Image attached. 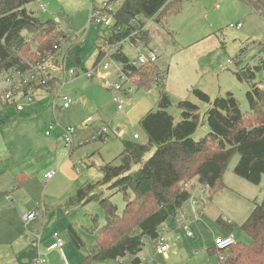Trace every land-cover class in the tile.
Returning <instances> with one entry per match:
<instances>
[{
  "label": "rangeland",
  "instance_id": "obj_1",
  "mask_svg": "<svg viewBox=\"0 0 264 264\" xmlns=\"http://www.w3.org/2000/svg\"><path fill=\"white\" fill-rule=\"evenodd\" d=\"M107 1L35 0L27 5L40 19L58 21L70 38L63 40L56 55L59 64L54 63L56 69L52 70L57 78V86L53 90L35 89L33 100L16 95L7 107L5 103H0V146L6 152L7 148L16 152L17 156L9 159L11 162H22L28 155L33 166L40 167L39 173L29 174L27 181L17 189L21 192L19 197L15 196V204L8 208V214L0 217V264H29L37 255L38 248L42 254L48 255L47 264H66L58 250L49 249L55 231L63 236L68 264L81 261L96 243L94 231L106 223L105 207L98 200L75 205L67 203L69 178L73 176L69 167L76 175H82V183H95L103 177L101 166L123 151L124 140H135L134 134L140 135L137 141L147 139L140 120L148 111L158 109L161 87L153 83L150 89L137 88L133 83L135 89L125 96L126 105L118 111L114 96L120 93L105 87L104 82L123 83L117 70L121 64L103 57L100 62L110 64L106 71L109 72L107 79L97 75L90 78L84 74L98 67V46L109 37L112 29V25L91 20L93 7H103ZM122 1L114 3L113 9H117ZM179 1L180 11L169 17L170 26L164 25L160 36L152 38L149 47H135L130 41H125V54L135 60L147 53L149 48L156 47L159 49L156 64L162 70L173 69V82L182 79L180 69H188L194 79L190 87L201 88L212 99L231 91L238 99L241 110H250L247 99L249 84L238 79L234 71L243 66H259L264 61V12L254 10L247 0ZM238 24L241 26L238 27ZM171 30L173 38L168 34ZM164 38L172 40L165 43ZM243 48L246 50L239 62L238 56ZM77 56L82 64L75 60ZM70 69L78 71L79 76L71 75ZM3 76H0V82ZM257 81L264 83V69L257 72ZM123 85L127 87L131 84L125 82ZM58 92L69 96L70 107H60L63 98L57 97ZM169 94L173 104L168 111L176 122L181 120V110L177 107L181 99L198 101L202 112L207 109L206 103L199 101L191 89L184 97ZM105 124L114 129H124L126 134L122 137L111 132L106 139L89 140ZM69 126L77 128L74 147L66 144L62 136V128ZM208 131V124L204 121L194 137L200 139ZM2 152L4 150L0 154ZM239 159L238 153L233 155L223 175V186L211 201L208 193H203L202 186L193 181L192 197L183 206L190 219L192 236L185 235L181 226L176 231L172 229L166 233L169 256H156V260L162 264H220L223 252L216 250L211 253L208 249L215 245L217 237L226 236L223 223L233 227L237 242H251L242 225L256 203L264 198V176L259 184H255L236 174L234 168ZM67 160L66 167L61 170V165ZM47 169L57 170L55 182L49 185H46L48 180L43 178ZM105 196L117 205L119 213L123 212L126 201L121 192L105 189ZM19 211L23 217L19 216ZM32 212L35 218L26 221L25 217ZM229 220L230 224L227 223ZM172 222L169 219L166 227L174 224ZM70 225L77 231L84 247L76 245L69 232ZM175 235L180 236L178 242L174 239ZM23 239L34 245L35 255H30L33 247H25ZM143 240L144 246L139 254L142 263L150 260L155 249L152 238L145 236ZM18 251L23 255L12 259ZM131 260V256H126L120 260L108 259L93 264H131Z\"/></svg>",
  "mask_w": 264,
  "mask_h": 264
},
{
  "label": "trees",
  "instance_id": "obj_2",
  "mask_svg": "<svg viewBox=\"0 0 264 264\" xmlns=\"http://www.w3.org/2000/svg\"><path fill=\"white\" fill-rule=\"evenodd\" d=\"M32 1L35 0H0V76L12 71L25 72L46 55L55 57L56 61L63 40L70 38L59 22L35 16L27 8ZM118 1L108 0L107 3ZM247 1L254 10L264 12L263 1ZM180 9L179 0H123L112 11V29L98 46L97 63L106 49L112 48L110 55L130 73L137 88L150 89L153 83L161 88L158 109L148 111L140 120L147 139L137 141L139 135L135 140H124L120 155L101 166L102 179L95 183L86 181L68 200L73 205L98 200L105 207L106 223L94 231L96 243L77 264L120 260L126 256L132 257L131 264H140L138 254L143 249L144 237L155 242L163 234L165 223L169 219L174 222L183 212L184 203L192 197L194 180L211 201L222 188L224 172L236 153L240 155L234 168L236 174L255 184L264 176V87L257 81V72L264 69V61L259 66H243L234 71L238 79L249 84L250 110L243 112L231 91L212 99L194 86L191 93L205 102L207 109L202 112L200 103L181 99L177 103L181 110L179 122L168 111L173 99L161 78L162 73L167 77L168 70H162L157 62L130 64L131 59L123 49L124 42L149 47L151 39L160 36L164 25L170 26L169 17ZM168 34L173 38L172 30ZM55 45L59 49L56 50ZM245 50H240L239 62ZM75 60L82 64L79 56ZM50 79L47 90L57 86V78ZM204 121L209 131L196 139L194 134ZM105 189L123 194L126 205L122 213L110 197L105 196ZM242 228L251 242H236L223 252L220 264H264V198L256 203ZM69 232L79 248L85 246L72 225ZM208 250L215 253L217 249L213 245Z\"/></svg>",
  "mask_w": 264,
  "mask_h": 264
},
{
  "label": "built area",
  "instance_id": "obj_3",
  "mask_svg": "<svg viewBox=\"0 0 264 264\" xmlns=\"http://www.w3.org/2000/svg\"><path fill=\"white\" fill-rule=\"evenodd\" d=\"M113 4H108L107 2L103 7H96L94 6L91 13V20L96 23H104L105 25H113L114 19H113ZM58 22V21H57ZM241 25L238 24V27ZM56 50L59 49L58 45H55L54 47ZM159 49L156 47L149 48L148 52L145 54L139 55V57L135 60H130V64L132 66H140L144 64L149 63H156L157 59L159 57L158 55ZM112 53V48L106 49V52L104 54V57H108L115 61V59L110 55ZM100 62V61H99ZM98 62V67L95 70L92 71H86L84 74L88 77L92 78L93 76L97 75L99 78H108L109 72H106L110 64ZM55 63V57H52L51 55L44 56L41 60H39L31 69L21 72V71H12L8 72L7 74H4V76L1 79L0 82V103H8L14 100L16 95H21L23 97H27L29 100H33L34 98V90L38 88H45L47 85H49L50 78L54 77L52 74V70L56 69L54 66ZM119 77L122 79L123 83H115L111 84L108 81L104 82V86L110 89H113L115 91H118L120 95L114 96V101L117 103L118 111H122L126 105V99L125 96L128 95L131 91L135 89V84L133 85V80L130 78V73H126L123 69V66L117 67ZM105 71V72H103ZM69 73L73 76H79V72L75 69H70ZM162 80H166L165 74H161ZM125 82H129L131 85H128L125 87L123 84ZM260 87H264V83H259ZM46 89V88H45ZM54 89V88H53ZM47 90V89H46ZM57 97L63 98V103L60 105V107L68 108L70 107V98L66 94H59L57 93ZM56 104V103H55ZM56 107V106H55ZM63 139L65 140L66 144L71 145L74 147V140L75 136L77 134V128L76 127H63ZM111 132L117 136H124L125 130L121 129H114L111 128L109 125L105 124L103 127L100 128V130L97 132L96 135H94L91 139L93 140L95 138L100 139H106L110 136ZM47 135H49V132H46ZM134 138H139L138 134H134ZM56 174V171L52 170L45 174L47 179H52ZM203 191V189H202ZM204 192V191H203ZM6 198L10 202V204H14L15 200L13 197L9 194H6ZM195 204V203H194ZM35 218V213H29L26 217V221L33 220ZM230 224V220L227 222ZM174 225L177 227H182L185 235L192 236V231L190 229V219L189 217L184 214L183 212L179 214V216L175 219ZM169 227V228H168ZM166 225L163 227V234L160 235L155 240V254L151 257L150 263L151 264H162L160 261L156 260V256H164L168 257V252L170 250V245L168 242H166V233L172 231L170 229L171 227ZM54 241L49 246L50 250L56 249L59 251L61 257L67 264L66 255L64 252V239L60 232L55 231L53 234ZM180 236L175 235L174 239L178 242ZM237 241L235 240V237L232 233H229L228 235L224 237H217L215 239V247L217 250H221L224 252L225 250L232 247ZM220 258H224V253L220 255ZM48 262V258L45 255H42L41 253H38V255L31 261L30 264H45Z\"/></svg>",
  "mask_w": 264,
  "mask_h": 264
},
{
  "label": "crops",
  "instance_id": "obj_4",
  "mask_svg": "<svg viewBox=\"0 0 264 264\" xmlns=\"http://www.w3.org/2000/svg\"><path fill=\"white\" fill-rule=\"evenodd\" d=\"M178 61H179V57H178ZM176 63L178 64V62H176ZM166 70H168L167 77H166V80H165V83H164L165 87H166V90L168 92L172 93V94L176 93L178 96L184 97V95L187 93V91H190V89L193 88L192 86L190 87L189 85H192V83L194 82L193 77L189 75L188 69H180L181 70L182 79L181 80L179 79V81L176 80L174 82L172 81V79L174 78L173 77V73H174L173 69L171 70V68L169 67ZM197 103H199V102L197 101ZM8 104H10V102L5 103L4 104L5 107H7ZM125 134H126V131H125ZM62 136H63V131H62ZM7 149H8V152H6V150L3 147L0 146V151L4 150V152H2V154H0V217L5 216L6 214H8L7 211H10L8 208L15 204V203L14 204H10V202L6 198V194L11 195L13 197V199H15V196L19 197V194H20L21 191H19L17 189L20 188L25 181H27L29 174H31V175L35 174L36 175L37 173H39V170H40V167H38V168L36 167L35 168L33 166L32 159H29L28 155L22 162H14V161L11 162V160H9V159L11 157L15 158L17 155H16V152L14 150H11L10 148H7ZM67 163H68V160L65 161L61 165V170H63L66 167ZM49 171H52V169H47L44 172V174H43V178L48 180L46 182V185H49V184H52L53 182H55V179H54L55 176L52 179H47V177L45 176V174L47 172H49ZM54 171H56V173H57V170H54ZM69 171L73 174V176L71 175V177L69 178L70 179V181H69L70 183H69V188L68 189H69V195L70 196H69L68 200L72 196H74L76 194V192H77L76 190L79 189V187H80V185L82 183L81 182L82 181L81 180L82 179V175L81 174H77L76 175V173L74 172V169L70 168V167H69ZM18 177H19V179H18ZM18 181H20V184H18ZM73 188L76 189V190L74 191ZM68 200H67V203H68ZM183 213L186 214L184 212V210H183ZM19 216L23 217V214L21 215V211H19ZM170 227H171L170 229H175V231H176V225L172 224V225H170ZM222 228H224V230L226 231V235H228L229 233H232L234 235L233 227H232V229L230 231V227L223 223L222 224ZM51 238L54 241V238L52 236H51ZM23 240L26 242L25 243V247L28 248V246H31V247L34 246V245L33 246L29 245V243H28V241L26 239H23ZM235 240H236V238H235ZM25 247H23V249ZM155 248H156V245H155ZM54 250H56V249H54ZM33 251H34V247L31 249L30 255L31 254L35 255L33 253ZM38 253H41L39 248H38ZM38 253H37V255H38ZM154 254H155V249H154ZM22 255H23V253L18 251V253L15 254V257H13V258L11 257V258L12 259H18ZM37 255H35L34 258ZM42 255H44V254H42ZM45 256L48 258V255H45ZM168 256H169V252H168ZM150 259H151V257H150ZM8 260H10V257H9ZM149 261L150 260H147L144 263L145 264H151ZM48 262H49V258H48ZM48 262H46L45 264H47ZM144 263H142V259H141V263L140 264H144ZM67 264H68V262H67Z\"/></svg>",
  "mask_w": 264,
  "mask_h": 264
}]
</instances>
